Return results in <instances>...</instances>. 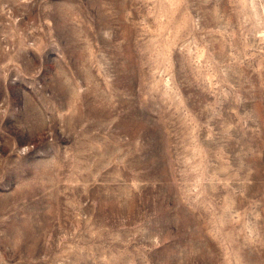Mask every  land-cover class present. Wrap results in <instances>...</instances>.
<instances>
[{
	"label": "rangeland",
	"instance_id": "1",
	"mask_svg": "<svg viewBox=\"0 0 264 264\" xmlns=\"http://www.w3.org/2000/svg\"><path fill=\"white\" fill-rule=\"evenodd\" d=\"M0 264H264V0H0Z\"/></svg>",
	"mask_w": 264,
	"mask_h": 264
}]
</instances>
